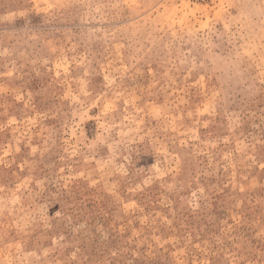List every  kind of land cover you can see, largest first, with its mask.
<instances>
[{
	"label": "rangeland",
	"instance_id": "374dc122",
	"mask_svg": "<svg viewBox=\"0 0 264 264\" xmlns=\"http://www.w3.org/2000/svg\"><path fill=\"white\" fill-rule=\"evenodd\" d=\"M0 264H264V0H0Z\"/></svg>",
	"mask_w": 264,
	"mask_h": 264
}]
</instances>
